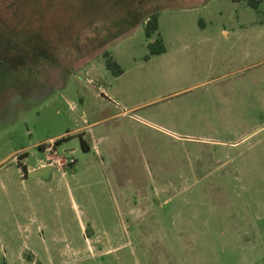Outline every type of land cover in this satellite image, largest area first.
Returning a JSON list of instances; mask_svg holds the SVG:
<instances>
[{"label": "rangeland", "instance_id": "374dc122", "mask_svg": "<svg viewBox=\"0 0 264 264\" xmlns=\"http://www.w3.org/2000/svg\"><path fill=\"white\" fill-rule=\"evenodd\" d=\"M1 34L0 264L13 215L34 264H264V0H0Z\"/></svg>", "mask_w": 264, "mask_h": 264}, {"label": "trees", "instance_id": "16d2710c", "mask_svg": "<svg viewBox=\"0 0 264 264\" xmlns=\"http://www.w3.org/2000/svg\"><path fill=\"white\" fill-rule=\"evenodd\" d=\"M245 1L248 6H250L253 9H256L258 5L262 3L263 0H245ZM158 16L159 15L157 12L152 13L146 18L145 22L143 23V31H144L145 38L149 40V39H152V37H155V39L151 43L147 44L149 54H148V57H146V60H148L149 57L151 56H158V55L165 53L166 51L162 39L158 35H156L157 30H158ZM7 39L8 38L3 37L1 34L0 35V45H4L8 43ZM104 57H105V68L115 76L121 75L122 74L121 69L116 65V63L112 61L110 56H108V54L105 53ZM67 139L68 137H62L60 139L53 141V148L59 145L62 141L67 140ZM80 147L83 152L88 151V148L85 146V144L83 143L81 139H80ZM25 157L26 155L23 154L19 159H22ZM17 168L21 169L23 174L26 173L25 169L21 168L19 164H17Z\"/></svg>", "mask_w": 264, "mask_h": 264}, {"label": "crops", "instance_id": "0c3cea01", "mask_svg": "<svg viewBox=\"0 0 264 264\" xmlns=\"http://www.w3.org/2000/svg\"><path fill=\"white\" fill-rule=\"evenodd\" d=\"M163 41V39H162ZM54 140V139H53ZM52 140V141H53ZM45 166H48L50 168V170L46 171L45 173H43V175L41 176H31L29 181L27 180L26 182H30L31 184H33L34 186H37V187H40V188H43V187H46L48 182L52 180L53 178V170L54 168H56V170L58 171V168L54 165H48L46 163H44V161H40L37 165L35 166H31V167H26L25 168V171L30 173L31 171H33L34 169H37V168H40V167H45ZM19 169V168H18ZM22 175L20 174V171H19V178H21ZM22 181V180H21ZM48 191H50L48 189ZM37 212L34 210L32 212V220L30 223H33L34 222V217L37 216L36 215ZM36 219H38L37 217H35ZM13 224H16V232L15 230L12 231V233H9L7 235V239L9 241H7L8 245H11L12 246V252H11V256L9 258V261L12 263V264H34L36 263L35 261V255H32V259L30 260H25L23 258V256L19 253V252H15V249L14 247H16V240H18L20 238V235H21V229L19 230V221L17 220V218L15 217V215H13ZM3 222L0 221V231H1V234H0V241H5V236H4V232H3V227H2V224ZM18 226V228H17ZM43 228H46L45 225H41L39 227L36 228V231H35V234H36V237L38 235V232L41 231ZM26 230L27 229H24L23 232L26 233ZM30 234H27L26 233V238L27 239H30ZM3 256H1L2 258Z\"/></svg>", "mask_w": 264, "mask_h": 264}, {"label": "water", "instance_id": "95a60500", "mask_svg": "<svg viewBox=\"0 0 264 264\" xmlns=\"http://www.w3.org/2000/svg\"><path fill=\"white\" fill-rule=\"evenodd\" d=\"M48 170H50V168L48 166L40 167V168H37V169H34L33 171H31L29 173V175L30 176H41V175H43V173H45Z\"/></svg>", "mask_w": 264, "mask_h": 264}, {"label": "built area", "instance_id": "2783aa9c", "mask_svg": "<svg viewBox=\"0 0 264 264\" xmlns=\"http://www.w3.org/2000/svg\"><path fill=\"white\" fill-rule=\"evenodd\" d=\"M56 163H57V166H59V167H63V166H65V165H67V164H70L69 166H71L72 164H74V162H73V160H70V161H66L65 159H63V160H58V161H55ZM46 164H48V165H55V164H53L52 162H49L48 163V161L46 162Z\"/></svg>", "mask_w": 264, "mask_h": 264}]
</instances>
